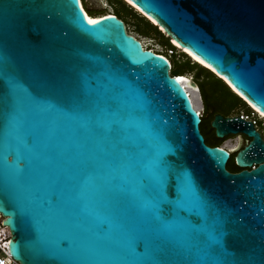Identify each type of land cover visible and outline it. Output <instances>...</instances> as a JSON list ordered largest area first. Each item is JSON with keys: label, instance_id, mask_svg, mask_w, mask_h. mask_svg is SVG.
Wrapping results in <instances>:
<instances>
[{"label": "water", "instance_id": "obj_1", "mask_svg": "<svg viewBox=\"0 0 264 264\" xmlns=\"http://www.w3.org/2000/svg\"><path fill=\"white\" fill-rule=\"evenodd\" d=\"M130 1L264 114V0ZM170 68L115 15L90 24L80 0H0V216L13 260L212 264L202 250L215 235L222 264L264 261V140L241 115L215 113L217 138H249L229 172Z\"/></svg>", "mask_w": 264, "mask_h": 264}, {"label": "trees", "instance_id": "obj_2", "mask_svg": "<svg viewBox=\"0 0 264 264\" xmlns=\"http://www.w3.org/2000/svg\"><path fill=\"white\" fill-rule=\"evenodd\" d=\"M106 1L110 5L117 4L123 10L128 11L131 15L133 14L134 18H136L137 21H139L144 27L143 30L138 28V32L141 34H145V35H147L149 32H153V35L160 40V44L164 46L165 48H167L168 50H170L172 57L175 56L174 51L176 50L170 44V38L167 37L163 32L159 31L156 28V26L149 23V21H147L142 16H140L131 7H129L128 5H125L123 0H106ZM81 5L83 6L82 1H81ZM132 10L134 11V13L132 12ZM121 12L122 11L119 12L118 10H116L112 14L122 20ZM97 15H100V14H90V16H97ZM144 24H147L149 28ZM156 54H159V53H156ZM159 55H162L166 58L165 54H159ZM181 55L185 57V61L183 63L186 64V69L195 70L196 72L194 73L195 78H196V81H194V83L196 84L197 91L200 97V101L203 107V115L200 116L201 120L199 123V127H200V124H202L204 118H209V121H210L215 113L228 115L233 110H238V113H239L241 111H244V109H247L246 104L229 89V87L226 85V83L223 80L216 77L213 73H211L204 67H201L197 63L190 62L191 60L186 55L184 54H181ZM167 60L169 61L170 66H171L170 68L171 77H177L179 75L181 76L184 75L185 70L177 67V65H180V64H176L170 61L168 58ZM202 70H205L207 73L212 75L214 79H212L208 75H205ZM246 115H249V113L247 112ZM211 129H212V134H213L214 139L210 143H206V144L209 146L220 147L221 143L226 139V137L217 138L215 136L213 128ZM234 157L235 155H233L232 157L230 153L229 159L226 164V168H228L231 171H239L240 168L236 166Z\"/></svg>", "mask_w": 264, "mask_h": 264}, {"label": "rangeland", "instance_id": "obj_3", "mask_svg": "<svg viewBox=\"0 0 264 264\" xmlns=\"http://www.w3.org/2000/svg\"><path fill=\"white\" fill-rule=\"evenodd\" d=\"M81 1L83 4V6H82L83 9L89 15L90 14H100L101 15V14H106V13L112 14L116 10H118L119 12L122 11L121 12L122 20L125 23L126 31L128 34H130L133 37H135L136 39H138L143 44L144 48L150 49V50L157 52L159 54H165L166 57L170 61H172L176 64H180V65H177V67L185 70L184 76L188 77V79H190L193 82L196 81V78L194 75V73H196L195 70L186 69V64L183 63L185 61V57H183L179 51H174L175 56L172 57L170 50H168L167 48H165L164 46H162L160 44V40L153 35V32H149L147 35L141 34L138 32V28L143 30L144 27L139 21H137L136 18H134L133 14L131 15L128 11L123 10L117 4H114V5L108 4V2L106 0H81ZM125 5H126V3H125ZM132 12L134 13L133 10H132ZM144 25L147 26V24H144ZM147 27L149 28V26H147ZM190 62H192V61H190ZM202 71L205 75H208L209 77L214 79L213 76L210 75L209 73H207L205 70H202ZM199 79H200V77H199ZM195 103H196V105L201 106L200 115H203V107H202L201 101L195 99ZM247 112L249 113V115L251 114V111L248 107H247V109H244V111H241L239 113H238V110H233L231 115H234V114L237 115V113H238V115H246ZM252 118H254L256 120L257 124L255 125V128L260 133V136L264 140V122L257 119L256 115H253ZM210 122H211V120L209 121V118H204L202 124H200V127H199L200 132L203 135L206 143H210L214 139L213 134H212V129H211L212 127L210 126ZM229 136L230 137L226 138L221 143L220 147H222L224 142L226 140H228L227 144L229 146H231V148H233V151L231 152V155L233 157V155H235L236 151L238 149L242 148V146H244L247 143V137L244 134L229 135ZM2 220L3 219H1V222H2Z\"/></svg>", "mask_w": 264, "mask_h": 264}, {"label": "bare ground", "instance_id": "obj_4", "mask_svg": "<svg viewBox=\"0 0 264 264\" xmlns=\"http://www.w3.org/2000/svg\"><path fill=\"white\" fill-rule=\"evenodd\" d=\"M124 1V3H126V4H128V5H130V6H132L135 10H137V11H139L138 10V8L130 1V0H123ZM80 6L82 7V5H81V0H80ZM83 8V7H82ZM83 11H84V15H85V17H86V20H97V19H99V18H101V17H103V16H106V15H110V13H106V14H101V15H97V16H90L84 9H83ZM140 12V11H139ZM141 13V12H140ZM143 16H145L147 19H149L153 24H157L156 23V21H154L153 19H151L149 16H147V15H145L144 13H141ZM160 29H162L161 27H159ZM174 45H176L177 46V49H180V50H182L183 52H185L187 55H189V57L191 58V60H193V61H195V62H197V63H199V64H201L202 66H204V67H206V68H208V69H210L211 71H213V69L209 66V65H207L204 61H202L201 59H199L197 56H195L193 53H191L188 49H186V48H184V47H182L180 44H178L175 40H172L171 41ZM142 44V43H141ZM142 46H143V44H142ZM214 72V71H213ZM217 76H219V77H221L223 80H225V82H227L226 81V79L225 78H223L222 76H220V75H217ZM177 80L179 81V83L180 84H182L183 86H184V88H185V90H186V92L188 93V96H189V98H190V101H191V103H192V106H193V108L199 113V115H200V113H201V106H198V105H196V103H195V99H197V100H200V97H199V94H198V91H197V89L195 88V87H193L192 85H191V83H190V79H185V78H183V77H181V75H179L178 76V78H177ZM228 83V82H227ZM230 85V84H229ZM232 90L235 92V93H237L238 95H241V94H239L233 87H232ZM242 97V96H241ZM245 99V98H244ZM247 102V104L251 107V109L254 111V112H256L261 118H263L264 119V114L262 113V112H260L255 106H253L248 100H246ZM227 141L228 140H226L225 142H224V144L222 145V148H224V149H226V150H228L229 152H232L233 151V148H231V146H229L228 144H227Z\"/></svg>", "mask_w": 264, "mask_h": 264}, {"label": "built area", "instance_id": "obj_5", "mask_svg": "<svg viewBox=\"0 0 264 264\" xmlns=\"http://www.w3.org/2000/svg\"><path fill=\"white\" fill-rule=\"evenodd\" d=\"M157 53V52H155ZM253 115H256V118L264 122V119L261 118L257 113L251 111L250 115H241L245 120H250L253 125L257 124L256 120L252 118ZM201 116V115H199ZM2 217L0 216V264H19L15 260H13L8 252V243L10 239V231L9 229L2 224Z\"/></svg>", "mask_w": 264, "mask_h": 264}, {"label": "snow or ice", "instance_id": "obj_6", "mask_svg": "<svg viewBox=\"0 0 264 264\" xmlns=\"http://www.w3.org/2000/svg\"><path fill=\"white\" fill-rule=\"evenodd\" d=\"M90 24H95V20H89ZM211 241V245L207 249L202 250L203 256L208 257L209 260L212 261V264H222V262L218 259L220 256L227 255L226 249L224 248L223 243L219 239L218 236H210L209 237ZM261 264H264V261L261 262Z\"/></svg>", "mask_w": 264, "mask_h": 264}, {"label": "clouds", "instance_id": "obj_7", "mask_svg": "<svg viewBox=\"0 0 264 264\" xmlns=\"http://www.w3.org/2000/svg\"><path fill=\"white\" fill-rule=\"evenodd\" d=\"M126 5H128V4H126ZM129 7H131V8H133L132 6H130V5H128ZM139 12V11H138ZM141 16L144 18V19H146L142 14H141ZM147 21H149V23H151L152 25H154L155 26V24H153L150 20H148V19H146ZM157 28V27H156ZM160 29V28H159ZM170 44H171V39H170ZM175 49V48H174ZM176 50V49H175ZM176 51H178V50H176ZM180 52V51H179ZM181 54H183L182 52H180ZM184 55H186L190 60H191V58L189 57V55H187V54H184ZM167 58V57H166ZM192 62H195V61H193V60H191ZM195 63H197V62H195ZM197 64H199V63H197ZM201 66V65H200ZM202 67V66H201ZM207 70L208 71H210L211 73H213L210 69H208L207 68ZM214 74V73H213ZM215 75V74H214ZM184 76V75H183ZM216 76V75H215ZM186 77V76H185ZM216 77H218V76H216ZM176 78H178V76L176 77ZM184 78V77H183ZM186 78H188V77H186ZM219 78V77H218ZM222 80V79H221ZM227 85V84H226ZM228 86V85H227ZM229 87V86H228ZM230 89V88H229ZM231 90V89H230ZM232 91V90H231ZM235 95H237L234 91H232ZM240 99H241V97L239 96V95H237ZM243 101V100H242ZM246 106L250 109V111H253L252 109H251V107L250 106H248V104H246ZM254 112V111H253ZM256 113V112H255ZM201 120V119H200ZM200 123V122H199ZM231 153V152H230Z\"/></svg>", "mask_w": 264, "mask_h": 264}, {"label": "flooded vegetation", "instance_id": "obj_8", "mask_svg": "<svg viewBox=\"0 0 264 264\" xmlns=\"http://www.w3.org/2000/svg\"><path fill=\"white\" fill-rule=\"evenodd\" d=\"M232 114V112L230 113V114H228V115H224V114H221V115H223V116H233V115H231ZM234 115H236V114H234ZM256 129V128H255ZM247 141H249V138H247ZM229 172H231V173H234V172H237V171H231V170H229L228 168H226Z\"/></svg>", "mask_w": 264, "mask_h": 264}]
</instances>
